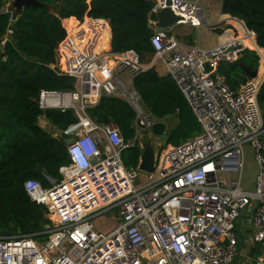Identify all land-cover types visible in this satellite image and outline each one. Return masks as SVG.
Masks as SVG:
<instances>
[{
	"label": "built area",
	"instance_id": "2783aa9c",
	"mask_svg": "<svg viewBox=\"0 0 264 264\" xmlns=\"http://www.w3.org/2000/svg\"><path fill=\"white\" fill-rule=\"evenodd\" d=\"M152 1L149 67L162 63L200 133L162 148L151 173L141 171L139 162L126 167L121 154L138 146L136 121L135 136L125 141L114 123H96L87 109L97 97L116 96L129 103L140 125L150 126L152 118L132 86L133 76L148 67L132 49L101 51L105 19L62 21L66 36L55 70L74 78L73 88L41 90L37 104L41 110H72L76 116L58 134L72 137L66 144L69 163L59 167L60 179L50 186L33 178L23 182L29 198L46 208L50 223L42 233L47 237L0 235V264H230L238 251L236 222L245 211L252 212V241L264 246V116L257 100L262 80L249 79L231 89L216 66L235 60L238 49L209 58L225 46L202 49L198 41L183 43L173 34L178 25L194 30L210 25L200 0ZM167 6L178 21L158 29L151 15ZM3 11L11 14L10 23L16 19L13 9ZM12 32L9 27L4 40ZM245 143L251 144L258 164L253 189L241 186ZM109 212L117 214L116 227L107 233L95 230L91 219ZM252 264H264V248Z\"/></svg>",
	"mask_w": 264,
	"mask_h": 264
},
{
	"label": "trees",
	"instance_id": "16d2710c",
	"mask_svg": "<svg viewBox=\"0 0 264 264\" xmlns=\"http://www.w3.org/2000/svg\"><path fill=\"white\" fill-rule=\"evenodd\" d=\"M38 1L55 10L26 6L10 23L11 14L3 11L4 0H0V235H34L42 241L47 237L42 231L50 219L46 208L29 198L23 182L33 178L45 187L50 186L35 168L40 166L43 173L59 180V167L69 163L63 138L43 129L38 120L44 116L52 126L62 130L74 123L76 116L72 110H41L37 104L41 90L73 88L74 78L55 70L60 64L58 47L66 36L62 21H67V25L80 23L84 16L105 19L108 28L101 51L121 53L132 49L141 62L146 55H153L150 37L154 30L148 24L152 0ZM220 11L241 20L255 34L254 41L241 22L226 16L239 29V36L234 37L232 30L220 35L223 29L215 28L220 44L237 40L242 46L255 48L261 57L259 67L257 52L244 48L235 60L218 62L216 72L236 90L249 80L246 70L255 71L259 67L256 82L264 75V0H220ZM151 18L156 16L152 14ZM9 27L13 30L12 39L4 40ZM185 40L193 44V34L185 36ZM228 52L223 50V54ZM132 86L152 117L176 116L177 122L168 132L162 122L152 126L153 135L166 137V145H177L200 133L199 122L169 74H159L150 66L133 76ZM257 100L264 116V79ZM87 113L98 124L114 123L125 141L136 134V113L124 99L102 95ZM139 156L138 146L129 147L121 154L128 168L137 165Z\"/></svg>",
	"mask_w": 264,
	"mask_h": 264
},
{
	"label": "rangeland",
	"instance_id": "374dc122",
	"mask_svg": "<svg viewBox=\"0 0 264 264\" xmlns=\"http://www.w3.org/2000/svg\"><path fill=\"white\" fill-rule=\"evenodd\" d=\"M205 1L206 0H200V5L202 6V8L205 12V15L208 18V23L211 24V19H210ZM11 2H12V0H10V1L4 0L5 5L3 6V8H8L10 10L11 9ZM208 5L212 6L213 2H211V1L209 2V0H208ZM51 9L54 11L55 7L54 8L51 7ZM13 12H15L14 9H13ZM242 25H243V28L247 32L248 29L245 27L244 24H242ZM226 26H229V25L222 24L218 27L216 25L215 26L207 25V26L201 27L198 30H194L192 27H190L188 25H178V26H175L173 28V34H175V36L180 41H182L183 43L184 42L187 43L185 40V36L192 33L193 34V44H191V45H195L198 41L201 47L210 48L212 46H215L217 44V42H219L218 34L215 32V30H216L215 28L223 29V31L220 35H222L226 30H232L234 37L239 36V29H237L235 27L236 25L230 26V29L226 28ZM11 36H12V33H8L6 35V37L8 39H12ZM253 38L255 40V36H253ZM236 41L237 40H232L229 42V44L223 45V46H225L224 50L228 49L229 46H231L230 43H234ZM187 44H189V43H187ZM243 48H248L250 50H255L257 52V50L255 48H249V47H245V46H243ZM257 54L259 56V53H257ZM152 59H153V55H146L144 57L143 62H141V63L143 66H148V65H150ZM156 65L158 68L163 69V65L161 64V62H157ZM259 65H261V58L260 57H259ZM124 77L125 76H123V78ZM263 79H262V82H263ZM129 87L131 88V86H129ZM143 109L145 111V115L152 118V120H151L152 122H151L150 126H146L144 128H141L142 125L138 126V128H137L138 147L141 148L142 142L144 140L148 139L152 142L153 146L155 147V152L158 153V152H160V150L162 148H164L166 146V143H165L166 137L164 135H161V136L153 135L152 126L154 123L162 122L166 126L167 132H168L176 124V122H177L176 116L172 115V116L166 117L165 119H157V118L152 117L150 115V113L148 112V110L144 106H143ZM40 124H42V119L40 121ZM45 129H47V131L55 137H58V134L60 133V130L55 128L54 126H51L49 128H45ZM257 172H258V164L254 158L253 148H252L250 143H245L243 145L242 168H241V175H240L241 186L243 188H246V189H253ZM116 217H117L116 213L109 212V213H104V214H101V215H98V216L92 218L91 222H92V225H93L95 230L102 232V233H107V232L111 231L112 229H114L116 227V225L118 224ZM251 217H252L251 211L243 212L240 215L239 220L237 221V226L235 229L236 237L238 238L237 254L243 255L242 257H236V261H239L241 259L242 260L241 264H252L253 259L256 258L259 253H262L263 248H264V246L262 244H254V242L252 241ZM257 250H259L257 255H254Z\"/></svg>",
	"mask_w": 264,
	"mask_h": 264
},
{
	"label": "water",
	"instance_id": "95a60500",
	"mask_svg": "<svg viewBox=\"0 0 264 264\" xmlns=\"http://www.w3.org/2000/svg\"><path fill=\"white\" fill-rule=\"evenodd\" d=\"M26 6L46 7L49 11L53 12L50 6H47L46 4L41 3L38 0H12L11 2V9L15 10L14 15L18 14L23 9V7ZM155 16H156V22L154 26L158 29H167L178 20V17L171 11V9L168 6L159 10L155 14ZM235 49L241 51L244 48L241 46L239 42H237L234 45L229 46V48L226 49V51L230 52ZM221 50L223 53L224 49L222 48ZM220 55H221L220 51H217L215 53H211L209 55V58H214ZM246 74L250 79H255L258 76V70L255 71L246 70ZM135 121L136 124L140 126L139 123L140 119L136 118ZM141 128H144V126H141ZM63 141L65 144H68L72 141V137H64ZM155 157H156V152L152 142L148 139L144 140L140 148L138 168L143 172L151 173L154 169ZM35 172L41 174L45 179L49 181L50 184H53L57 181V179L52 178L51 176L43 173L42 168L40 166H37L35 168Z\"/></svg>",
	"mask_w": 264,
	"mask_h": 264
},
{
	"label": "crops",
	"instance_id": "0c3cea01",
	"mask_svg": "<svg viewBox=\"0 0 264 264\" xmlns=\"http://www.w3.org/2000/svg\"><path fill=\"white\" fill-rule=\"evenodd\" d=\"M213 2V5L212 6H209L208 5V0H206L205 1V4H206V7H207V9H208V13H209V16H210V19H211V26H220V25H222V24H227V25H229V26H232L233 24L232 23H230L228 20H226V16H228L230 19H235V20H237V21H239V22H241L242 24H244L241 20H239V19H236V18H233V17H231L230 15H228V14H223V13H221V11H220V0H209V2ZM235 25V24H234ZM240 28V27H239ZM243 31V30H242ZM255 41V40H254ZM262 49V48H261ZM263 50V49H262ZM264 52V51H263ZM258 53V52H257ZM162 64V63H161ZM260 66V65H259ZM146 67H149V65L148 66H146ZM155 68H156V70H157V72L159 73V74H166V71H165V68H164V66H163V69H160V68H158L157 67V65L156 66H154ZM259 68V67H258ZM258 73H259V69H258ZM264 78V75L262 76V79ZM261 79V80H262ZM99 99L100 98H95L93 101H94V103L96 104L98 101H99ZM41 119H42V124H40V121H41ZM163 119H165V118H163ZM38 123H39V125L43 128V129H45V128H49V127H51L52 125L48 122V120L44 117V116H41V117H39V120H38ZM45 127V128H44ZM46 131H47V129H45ZM238 220H239V218H238ZM237 220V221H238ZM236 226H237V222H236ZM241 254H237L235 257H234V259L232 260V262L230 263V264H241V259L239 260V261H236V257H242L243 255H241ZM245 257V256H244Z\"/></svg>",
	"mask_w": 264,
	"mask_h": 264
},
{
	"label": "bare ground",
	"instance_id": "6f19581e",
	"mask_svg": "<svg viewBox=\"0 0 264 264\" xmlns=\"http://www.w3.org/2000/svg\"><path fill=\"white\" fill-rule=\"evenodd\" d=\"M177 21H178V20H177ZM177 21H176V22H177ZM176 22L173 23L172 25H175ZM230 23H231V22H230ZM232 24H233V23H232ZM233 25H234V24H233ZM237 27H238V26H237ZM200 28H201V27L199 26V27L197 28V30L200 29ZM238 28H239V27H238ZM240 29H241V28H240ZM241 30H243V29H241ZM242 32H243V31H242ZM228 41H229V40H228ZM223 42H224V41H223ZM225 42H227V41H225ZM220 43H222V42H220ZM220 43H217V44H220ZM198 46H199V45H198ZM200 48L205 49L204 47H201V46H200Z\"/></svg>",
	"mask_w": 264,
	"mask_h": 264
},
{
	"label": "clouds",
	"instance_id": "9594fccd",
	"mask_svg": "<svg viewBox=\"0 0 264 264\" xmlns=\"http://www.w3.org/2000/svg\"><path fill=\"white\" fill-rule=\"evenodd\" d=\"M80 164H81V167H85L86 166V161H84L83 159H81Z\"/></svg>",
	"mask_w": 264,
	"mask_h": 264
}]
</instances>
